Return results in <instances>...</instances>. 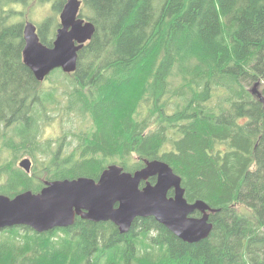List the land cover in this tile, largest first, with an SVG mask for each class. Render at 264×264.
<instances>
[{"label":"trees","instance_id":"1","mask_svg":"<svg viewBox=\"0 0 264 264\" xmlns=\"http://www.w3.org/2000/svg\"><path fill=\"white\" fill-rule=\"evenodd\" d=\"M83 1L97 32L76 72L55 71L39 93L23 24H10L19 14L2 11L31 0H0V195L166 162L190 203L216 211L213 230L188 244L154 218L125 234L80 218L44 233L15 226L0 230V264H264V103L252 93L264 84V0ZM48 22L39 35L52 47ZM62 115L66 128L71 115L85 128L43 140Z\"/></svg>","mask_w":264,"mask_h":264},{"label":"water","instance_id":"2","mask_svg":"<svg viewBox=\"0 0 264 264\" xmlns=\"http://www.w3.org/2000/svg\"><path fill=\"white\" fill-rule=\"evenodd\" d=\"M81 5V0L67 1L52 48L42 44L35 25L26 24L23 61L39 82L57 69L67 74L76 72L79 53L96 32L94 23L77 19ZM253 93L257 94V86ZM21 166L27 173L31 171L29 160L22 161ZM152 177H157L156 185L149 183ZM143 181L146 186L140 188ZM181 182L168 164L158 161L147 162V167L135 174L112 165L98 181L77 178L47 182L37 194L24 191L14 198L0 196V230L26 226L44 233L73 226L81 217L93 223L112 222L125 234L137 219L154 218L183 242L196 244L210 236V215L216 211L203 201L188 202ZM172 189L174 196L169 197ZM196 213L202 217H195Z\"/></svg>","mask_w":264,"mask_h":264},{"label":"rangeland","instance_id":"3","mask_svg":"<svg viewBox=\"0 0 264 264\" xmlns=\"http://www.w3.org/2000/svg\"><path fill=\"white\" fill-rule=\"evenodd\" d=\"M67 1L68 0L57 1L56 5L62 4L64 2L66 4ZM81 1H82V5L80 7V11H79L77 19H84L88 22H92L91 20H89V18H91V19L94 18L93 12L90 10V8L88 6L85 5V2L83 0H81ZM43 2L44 3H40L39 0H31V2L27 6H23L22 4L5 5L4 9H2V11L8 12V11H11L12 8H14L16 10L15 12H17L16 14H19V15L16 16L13 19V21L10 22V24L15 23L17 21H20V22H22L23 29H24L26 24L28 22H30L33 25L37 26L38 35H39V31H41V29L45 25L42 28H41V26L49 20V22L46 24V26L49 27L46 36H47V38H50L53 36V38H50V39L54 40L53 43H55V41H56L55 37H56L57 30H58L59 25H60V14H61V12L57 11L56 9H53V6H54L53 1L47 3V0H43ZM65 4H64V6H65ZM85 24H86V22H85ZM95 27H96V25H95ZM96 32H97V28H96ZM96 32H95V34H96ZM95 34H94V36H95ZM94 36H93V38H94ZM39 37H40V35H39ZM93 38H92V40H93ZM40 41H41V38H40ZM90 42L86 43V45H88ZM51 83H53L52 86L57 84V82L54 81V78H52L46 82H42V85L40 86V89H39V93H41L45 89L50 88ZM263 89H264V84L261 87V91H263ZM58 117L62 119L63 124H60L58 122H54L52 124V121H51L47 127L42 129L43 130V132H42L43 140L60 141V139L62 137H64L66 130H68L67 128L74 125V127L76 128V131H79V130H83L86 126L85 122L81 118H79L75 115H71L70 116V118H71L70 125L68 124L67 128H66L65 123H64L66 116L62 115V116H58ZM149 128H150V126H149ZM19 163H17L18 167H19ZM30 174H28V175H30ZM79 218L82 219L81 217H78V219ZM82 220H84V219H82ZM76 221H77V219H76ZM84 221H87V220H84ZM75 226H76V222L73 226H70L68 228H74ZM68 228H56V229H68ZM48 232H50V231H48Z\"/></svg>","mask_w":264,"mask_h":264},{"label":"bare ground","instance_id":"4","mask_svg":"<svg viewBox=\"0 0 264 264\" xmlns=\"http://www.w3.org/2000/svg\"><path fill=\"white\" fill-rule=\"evenodd\" d=\"M260 87V86H259ZM239 120V119H238Z\"/></svg>","mask_w":264,"mask_h":264}]
</instances>
